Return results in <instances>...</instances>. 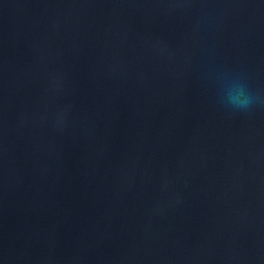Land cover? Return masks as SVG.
<instances>
[{
	"label": "water",
	"instance_id": "water-1",
	"mask_svg": "<svg viewBox=\"0 0 264 264\" xmlns=\"http://www.w3.org/2000/svg\"><path fill=\"white\" fill-rule=\"evenodd\" d=\"M0 264H264V0H0Z\"/></svg>",
	"mask_w": 264,
	"mask_h": 264
}]
</instances>
